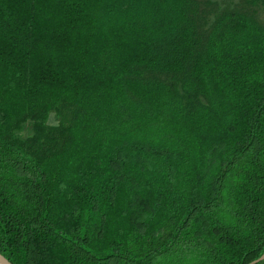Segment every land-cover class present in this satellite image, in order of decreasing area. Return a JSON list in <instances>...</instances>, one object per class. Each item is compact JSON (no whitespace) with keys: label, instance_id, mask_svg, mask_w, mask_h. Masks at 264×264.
Here are the masks:
<instances>
[{"label":"trees","instance_id":"obj_1","mask_svg":"<svg viewBox=\"0 0 264 264\" xmlns=\"http://www.w3.org/2000/svg\"><path fill=\"white\" fill-rule=\"evenodd\" d=\"M259 4L208 25L210 0H0V253L13 264L262 255Z\"/></svg>","mask_w":264,"mask_h":264},{"label":"rangeland","instance_id":"obj_2","mask_svg":"<svg viewBox=\"0 0 264 264\" xmlns=\"http://www.w3.org/2000/svg\"><path fill=\"white\" fill-rule=\"evenodd\" d=\"M215 4V9L208 15V25L212 23L214 19V15L219 10L224 8H232L243 5L245 0H210ZM255 16L257 20L264 25V4H259L254 8ZM58 123V117L54 111H51L48 115L46 124L49 126L56 125ZM17 133L22 137H27L31 135L32 129L31 124L29 122H25L22 124L21 128L17 130Z\"/></svg>","mask_w":264,"mask_h":264},{"label":"water","instance_id":"obj_3","mask_svg":"<svg viewBox=\"0 0 264 264\" xmlns=\"http://www.w3.org/2000/svg\"><path fill=\"white\" fill-rule=\"evenodd\" d=\"M262 259H264V252L257 259L252 260L248 264H255ZM0 264H13V263H11L6 257H4V255L0 253Z\"/></svg>","mask_w":264,"mask_h":264}]
</instances>
